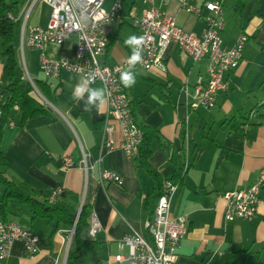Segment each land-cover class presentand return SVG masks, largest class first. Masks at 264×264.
<instances>
[{
  "label": "crops",
  "instance_id": "0c3cea01",
  "mask_svg": "<svg viewBox=\"0 0 264 264\" xmlns=\"http://www.w3.org/2000/svg\"><path fill=\"white\" fill-rule=\"evenodd\" d=\"M17 1L12 14L17 12L19 23L30 0ZM111 1L107 0L106 6ZM202 1L194 0L197 4ZM221 1L226 21L223 46L229 48L241 34L247 39L238 65L227 75L229 88L218 95L213 107L192 108L189 104L192 88L199 78H206L207 60L193 61L174 43L166 46L162 66H135L136 84L125 87L136 121L158 130V137L150 144L151 166L164 179L173 174L182 177L170 200V215L186 216L188 227L176 264H264V190L258 193L257 210L251 219L225 220L222 197L224 192L252 184L264 168V115L259 107L264 103V0H243L241 11L234 9V0ZM156 4L183 30L197 35L202 32L203 20L186 12L180 0H156ZM123 8L136 15L141 10L137 0H125ZM49 14L46 2L36 1L29 9L27 26H43ZM112 26L114 40L103 61L124 64L131 54L124 40L137 32L129 17ZM13 43L17 50L15 37ZM74 43L75 39L70 38L61 45L45 42L42 50L27 48L29 69L36 75L31 78L45 81L50 89L58 85L48 95L54 103L49 101L51 107L45 106L50 109L49 115L33 117L23 125L19 124L20 111L14 105L2 129L0 152L8 162L5 175L13 181L16 192L33 196L38 190L50 197L58 189L55 201L74 215L80 205L88 204L99 227L94 235L89 234L90 225L81 232L83 238L95 241L84 264H114V255L127 251L119 246L125 234L148 238L144 196L153 184L151 177L137 167L136 159L128 158L120 148L121 129L118 122L106 119V101L99 113L96 108L83 111V102L71 98L79 76L62 71L58 77L44 79L40 74L42 52L50 59L67 56L73 53ZM3 65L0 53V77ZM105 123L113 126L115 148L100 156ZM173 154L178 156L175 163L171 160ZM64 156L71 159L70 166H64ZM99 156L100 166L115 171L121 184H101ZM184 160L188 167L181 173ZM2 193L0 186V198ZM31 214L30 207L16 199L8 203L6 219L30 228L37 236L39 252L30 258L23 241L15 240L4 263L65 264L64 244L68 243L64 229L50 238L47 220L32 219Z\"/></svg>",
  "mask_w": 264,
  "mask_h": 264
},
{
  "label": "built area",
  "instance_id": "2783aa9c",
  "mask_svg": "<svg viewBox=\"0 0 264 264\" xmlns=\"http://www.w3.org/2000/svg\"><path fill=\"white\" fill-rule=\"evenodd\" d=\"M36 1L39 0H30L28 7L21 12L23 21L18 23V43L21 51L24 47L42 50L45 42L61 45L66 39L75 36L74 51L70 55L50 59L41 53L39 67L42 76L44 79L55 78L62 71L77 76L86 75L88 72L95 73V83L107 89L105 117L118 122L122 134L120 148L128 158L138 155L142 131L134 118L125 87L120 82V73L129 67L127 62L109 64L103 61L112 36V25L129 17L137 35L145 37L143 59L136 65L141 68L162 66V55L169 43H174L193 61L207 60L206 78H199L190 93L189 104L192 108H211L218 95L227 91V75L238 65L247 39L245 34H241L229 48L223 46L226 21L221 0H203L199 4L194 0H180L181 7L186 12L203 20L204 28L198 35L179 27L174 18L156 4V0H137L141 6L138 15L132 11H124L125 0H112L108 6L107 0H41L50 6L47 22L43 26H27L29 9ZM8 17L18 20L12 13H8ZM77 68L81 69L79 74L76 72ZM25 71L26 75L22 77L30 83L31 93L34 95L36 92L43 98L26 68ZM2 85L0 79V90ZM34 97L37 99L35 95ZM112 132L113 126L105 123L99 145L100 156L115 148ZM100 156L97 163L101 184H121V177L115 171L100 166ZM63 163L67 167L72 162L68 156H64ZM187 167L188 162L184 160L181 173ZM177 187V182L169 179L163 181V191L157 198L153 214L144 221L148 238L137 233L125 234L119 246H125L127 251L115 254L114 264H176L181 240L188 229L186 216L170 215L171 195ZM261 190H264V168L260 169L257 179L249 186L222 193L225 220L251 219L256 213L258 193ZM59 192L58 189L54 190L49 201H54ZM89 225V234L94 235L99 227L94 214L89 216ZM15 240L23 241L26 255L30 258L39 252L37 236L30 228H23L15 220H3L0 217V264H5L4 260Z\"/></svg>",
  "mask_w": 264,
  "mask_h": 264
},
{
  "label": "trees",
  "instance_id": "16d2710c",
  "mask_svg": "<svg viewBox=\"0 0 264 264\" xmlns=\"http://www.w3.org/2000/svg\"><path fill=\"white\" fill-rule=\"evenodd\" d=\"M17 0H0V53L4 58L2 75V87L0 90V142L3 126L9 119L10 112L14 105L20 111L19 124L23 125L28 119L39 115H49L50 109L40 103L34 96L31 95V85L24 79L22 72L18 69L17 50L13 43L14 25L18 23L10 17L8 13L17 4ZM243 0H234V9L241 11ZM112 39L109 46L113 43ZM35 84L45 95L53 94V91L58 87L56 85L50 89L49 85L40 79L34 80ZM99 86L97 83L93 84ZM262 109L261 115H264V103L259 106ZM142 131V139L139 147L138 155L135 157L137 167L149 175L152 179V190L146 195L144 207L147 211L148 218H151L157 198L163 191L164 179L161 174L153 168L149 162L151 154L150 144L153 139L158 137V130L149 123L140 124ZM178 159L176 154H173L171 160L175 163ZM6 163H8L0 152V186L3 189L0 198V217L6 220L7 206L11 199H16L21 203L28 205L32 211L31 218L46 219L50 226V238L63 228H71L74 222V214L71 213L64 204L58 201H49L41 191H33V196H26L16 192L13 181L6 177ZM182 177L177 174L169 179L173 182L181 181ZM62 195V192H61ZM78 217L73 230V245L68 250L65 264H84V259L95 242L90 238H83L81 232L89 225V216L91 209L88 204H83L78 212Z\"/></svg>",
  "mask_w": 264,
  "mask_h": 264
},
{
  "label": "clouds",
  "instance_id": "9594fccd",
  "mask_svg": "<svg viewBox=\"0 0 264 264\" xmlns=\"http://www.w3.org/2000/svg\"><path fill=\"white\" fill-rule=\"evenodd\" d=\"M124 43L131 49V55L127 58L128 68L120 73V82L126 88H131L136 84L137 73L133 70L143 59L145 37L143 35L132 34L128 36ZM81 69L77 68L79 74ZM97 76L93 72L79 76L78 82L73 87L71 98L76 102H83V111L90 112L93 108L99 109L105 104L107 89L103 86L93 87Z\"/></svg>",
  "mask_w": 264,
  "mask_h": 264
},
{
  "label": "rangeland",
  "instance_id": "374dc122",
  "mask_svg": "<svg viewBox=\"0 0 264 264\" xmlns=\"http://www.w3.org/2000/svg\"><path fill=\"white\" fill-rule=\"evenodd\" d=\"M28 3H30V2H28ZM16 15H17V12L16 13L14 12V17L15 18L18 17V16L16 17ZM21 21H23L22 20V17H21ZM14 33H15V35H14L15 42H16V46H17L18 69L25 76L26 75V71H25V68L24 67L27 66V68H28L27 71H28L29 76L32 77V78H36V75L33 72V70H30L29 69V60H28V57L26 55V53H27V47H24L22 49V51H21V49L19 47V43L18 42H19V39H20V29H19L18 23H15V25H14ZM71 38H74L75 39L76 37L75 36H72ZM39 65H40V63H38V70H39L40 74L42 75V73L40 71ZM39 92H40V89H39ZM34 95L45 106H50L51 107L50 102L54 103V100L52 99V97H50L48 95H45V94L41 93V95H42L43 98H41V96H39L36 92H34ZM63 229H64L63 230V233H65V236H64L65 239L64 240H65V242H67L69 244V247H68V250H69L70 248H72V245H73V235L71 234V228H63ZM64 245H65V252H66V247H67L66 245L67 244H64ZM65 252H64V255L66 254Z\"/></svg>",
  "mask_w": 264,
  "mask_h": 264
},
{
  "label": "water",
  "instance_id": "95a60500",
  "mask_svg": "<svg viewBox=\"0 0 264 264\" xmlns=\"http://www.w3.org/2000/svg\"><path fill=\"white\" fill-rule=\"evenodd\" d=\"M80 208H81V205H80L79 209L77 210V212H76L75 215H74V222H73V225H72V227H71V231H72L71 234H73L74 226H75V223H76V220H77L78 214H79L78 212H80ZM68 247H69V244H67L66 252L68 251ZM66 252H65V253H66ZM66 256H67V253H66V255H65V260H66Z\"/></svg>",
  "mask_w": 264,
  "mask_h": 264
}]
</instances>
